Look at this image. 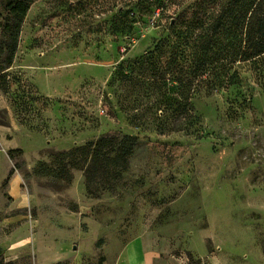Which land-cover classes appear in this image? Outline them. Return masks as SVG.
Wrapping results in <instances>:
<instances>
[{
	"label": "rangeland",
	"instance_id": "374dc122",
	"mask_svg": "<svg viewBox=\"0 0 264 264\" xmlns=\"http://www.w3.org/2000/svg\"><path fill=\"white\" fill-rule=\"evenodd\" d=\"M192 1L0 0V264H264V54L181 120L121 76ZM123 135L129 157L58 155Z\"/></svg>",
	"mask_w": 264,
	"mask_h": 264
},
{
	"label": "trees",
	"instance_id": "16d2710c",
	"mask_svg": "<svg viewBox=\"0 0 264 264\" xmlns=\"http://www.w3.org/2000/svg\"><path fill=\"white\" fill-rule=\"evenodd\" d=\"M22 1L25 5L32 2ZM183 4L180 0L148 2L150 9L161 10L156 14L159 21L164 18L163 10L167 7L173 5L178 9ZM12 19L13 24L5 27L12 40L6 54L8 65L17 47L23 15L15 13ZM124 20L129 33L131 22L128 18ZM165 29L166 33L160 36L153 48L135 59L127 67L128 74L122 73L121 76L133 85L140 87L145 84L149 91L155 90L160 96L156 103L163 106V118L169 115L167 109H170V104L176 103L174 118L181 120L188 117V102L193 93L205 87L214 89L233 84L236 72L229 70L234 63L253 60L264 54V0H193L183 9L174 11ZM187 64L191 65L190 69ZM166 76L173 79L175 88L161 89ZM174 89L176 91L170 92ZM117 140L115 136H102L94 143L58 155L80 153L90 157L91 163L100 157L114 161L129 157L137 139L123 135ZM115 144L118 145L116 150L113 149Z\"/></svg>",
	"mask_w": 264,
	"mask_h": 264
}]
</instances>
